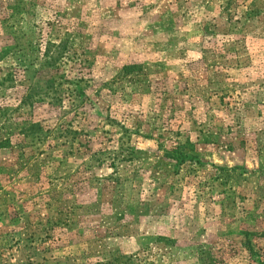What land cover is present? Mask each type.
I'll list each match as a JSON object with an SVG mask.
<instances>
[{
    "label": "rangeland",
    "instance_id": "rangeland-1",
    "mask_svg": "<svg viewBox=\"0 0 264 264\" xmlns=\"http://www.w3.org/2000/svg\"><path fill=\"white\" fill-rule=\"evenodd\" d=\"M206 260L264 264V0H0V264Z\"/></svg>",
    "mask_w": 264,
    "mask_h": 264
},
{
    "label": "trees",
    "instance_id": "trees-1",
    "mask_svg": "<svg viewBox=\"0 0 264 264\" xmlns=\"http://www.w3.org/2000/svg\"><path fill=\"white\" fill-rule=\"evenodd\" d=\"M184 156H187V154L184 153V152H182V153L179 152V153L174 154L173 158L175 157L177 160L181 161V160L184 159ZM178 158H179V159H178ZM250 250H251V249H250ZM204 263H205V264H214V263H211V262H207V260L204 261Z\"/></svg>",
    "mask_w": 264,
    "mask_h": 264
}]
</instances>
